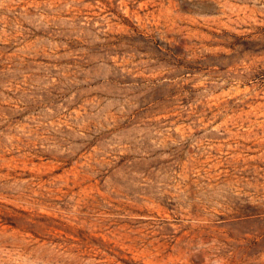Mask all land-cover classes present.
Masks as SVG:
<instances>
[{"label": "rangeland", "instance_id": "374dc122", "mask_svg": "<svg viewBox=\"0 0 264 264\" xmlns=\"http://www.w3.org/2000/svg\"><path fill=\"white\" fill-rule=\"evenodd\" d=\"M0 264H264V0H0Z\"/></svg>", "mask_w": 264, "mask_h": 264}]
</instances>
